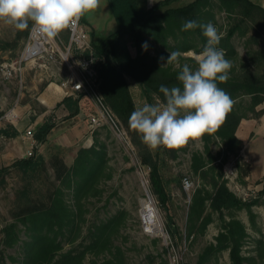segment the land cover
I'll return each instance as SVG.
<instances>
[{"label":"rangeland","instance_id":"obj_1","mask_svg":"<svg viewBox=\"0 0 264 264\" xmlns=\"http://www.w3.org/2000/svg\"><path fill=\"white\" fill-rule=\"evenodd\" d=\"M191 1L193 0H183L173 7H181ZM81 21L84 29L89 32L92 43L101 42L117 29L108 0H101L100 7L92 13H86L81 17ZM238 22L235 16L217 9L216 22L211 23L223 33V38H228L231 29ZM30 29L32 27L18 31L0 21V66L6 61L18 58L26 42V33L31 31ZM242 32L245 35L238 32L230 40L237 51V60L228 58L227 55L225 57L232 62L230 74L245 65V68L249 67L253 72L264 76V19L256 16L248 20L243 24ZM60 34L65 41L68 40L66 29ZM129 45L130 39H124L122 47L125 52ZM157 50L158 47L154 46L152 54L155 55ZM198 56L199 54L194 51L184 53L180 64L186 63L195 69L197 65L190 59L197 63ZM168 66L176 68L171 64ZM68 73L67 67L38 60L27 67L22 85L19 80L7 81L0 75V99L4 102L0 119L24 94L25 98L32 99L41 94L49 84L62 87L68 79ZM128 82L136 108L148 103L140 86L131 79H128ZM70 89L69 86L68 90ZM245 99L248 101V97ZM153 104L163 103L155 99ZM244 105L248 106L247 102ZM35 107L40 109L36 103ZM257 111L260 112L259 117L249 115L241 121L237 130L240 136L237 137L243 142L239 158L234 154L226 153L225 144L218 140L217 143L212 144L211 156L214 162L206 166L201 174H196L193 170L194 155L201 154L206 161L211 159L205 152L201 138L189 140L177 152L176 157L164 147L155 150L149 148L153 154L157 152L160 154L161 172L170 195L169 203L163 207L151 191V170L142 164L140 147L133 142L129 132L120 122L130 140L129 143H125L108 126L92 127L91 118L98 114V108L94 101L83 98L77 117L63 116V112L59 115L53 136L55 143L45 146L42 154L38 149L35 150V158H42L44 161L35 175H27L20 169L13 168L0 178V264H20L24 258L22 244L28 239L25 227L20 224L19 244L7 248L4 244L3 228L14 222V214L27 203L48 202L50 195L60 185L59 176L63 165L73 166L80 150L92 148L95 142L96 149L103 151L106 158L105 173L99 184L101 194L83 201L85 216L81 223L79 239L73 245L65 244V251L78 247L84 242L88 237L89 229L95 224L124 212L125 216L119 232L114 236V246L123 250L126 264H175L176 262L197 264L205 249L210 244L216 243L223 222L220 214L211 210L208 201L207 211L212 214L213 222L202 234L199 232L201 223L191 221L189 212L197 194H214L213 180L216 179L220 182L225 181L229 189L244 201L258 199V203L253 206L254 221L250 219L246 210H228L224 211V215L226 220L235 216L245 224L248 238L242 253L247 258H254L251 264H264V251H258V242L264 243V195H261L264 182V103L257 107ZM17 160L19 159L15 158L12 164ZM57 162L60 164L56 165ZM253 165L256 166L254 172ZM211 167L214 169L209 171ZM248 170L249 175H246ZM185 179L191 183L190 187H185ZM66 199L69 204H75L71 195L67 194ZM147 202L155 206L159 219L158 222L156 221L157 226L148 227H156L157 232L154 229L149 232L146 221L144 222L146 215L143 216L142 212ZM170 217L173 219L177 233L174 238L167 231ZM160 226L164 233L160 232ZM111 258V253L107 251L100 255H88L85 262L96 260L102 263ZM12 259H16L17 262ZM206 264H231L229 251L212 255Z\"/></svg>","mask_w":264,"mask_h":264},{"label":"trees","instance_id":"obj_2","mask_svg":"<svg viewBox=\"0 0 264 264\" xmlns=\"http://www.w3.org/2000/svg\"><path fill=\"white\" fill-rule=\"evenodd\" d=\"M180 1L183 0H161L149 7L148 0H108L117 29L101 42H91L94 55L101 59L98 65L100 93L109 110L129 132L133 142L140 147L141 162L151 170V191L163 207L169 203L170 195L161 172L160 154L159 152L153 154L142 142L140 134L129 127V117L136 109V105L128 79L140 86L148 103L153 104L155 99L165 103L163 94L159 92L160 85L169 88L182 87L177 80L180 69L168 65L162 66L166 63L169 52L194 51L200 54L207 43L199 28L187 32L181 31L185 21L215 23L217 9L235 16L239 22L233 26L228 38L221 40L219 47L225 50L228 58L237 60V51L230 40L238 32L245 35L242 27L248 20L256 16L264 19V8L251 0H193L187 5L173 7ZM31 27L30 22L29 28ZM29 33L30 31L26 33V39ZM126 38L130 39V45L125 52L122 42ZM145 42L148 44L147 50L142 48ZM154 46L158 47L155 55L152 54ZM247 46L249 47V44ZM161 57H164L165 61H161ZM190 60L197 65L195 60ZM218 86L230 95L234 105L218 131L205 134L201 138L205 152L211 159L206 161L201 154H195L193 170L196 174H201L206 166L214 162L211 156L212 144L217 143L218 140L225 144L226 153L234 154L239 158L243 149V142L237 137L239 125L249 115L259 117L260 112L257 111V107L264 103V76L253 72L249 67L245 68V65L231 73L226 83L218 82ZM247 97L248 101L245 99ZM82 100L83 96L66 97L59 106L63 105L69 111V117L75 118L80 113ZM246 102L248 106L245 107ZM54 128V124L49 122L44 124L36 132L35 139L39 143H45ZM96 144L95 142L92 148L80 150L73 166L63 165L59 176L60 185L50 195L48 202L27 203L14 214V222L3 228L4 244L7 248L19 244L20 224L28 233V239L22 244L24 258L20 264H126L123 250L114 246V236L119 232L125 216L124 212L95 224L89 229L88 237L84 242L78 247L64 250L65 244L73 245L79 239L81 223L85 216L83 201L101 194L99 184L105 173L106 158L103 151L96 149ZM180 149L166 148V151L172 152L176 157ZM43 162L42 158L36 159L35 156L17 160L11 166L0 169V178L13 168H18L27 175H35ZM59 164L60 162H57L56 165ZM211 169L214 168L208 170ZM248 173L249 170L246 175H249ZM107 175L109 177V174ZM213 182L214 194H197L189 216L191 221L201 223L199 232L203 234L207 226L213 222L212 214L207 211V202L210 201L211 210L220 214L222 218V231L216 237V243L210 244L205 249L197 264H206L212 255L224 251H229L231 264H251L254 258H247L242 253L248 238L245 224L235 216L226 220L224 211L246 210L250 219L254 221L253 206L258 203V199L244 201L229 189L225 181L214 179ZM67 194L73 197L74 205L67 202ZM261 195H264V182ZM169 220L167 231L174 238L177 234L175 224L172 217ZM107 251L111 253V259L102 263L96 260L85 262L88 255H100ZM258 251H264L262 241L258 242ZM12 260L17 262L16 259Z\"/></svg>","mask_w":264,"mask_h":264},{"label":"clouds","instance_id":"obj_3","mask_svg":"<svg viewBox=\"0 0 264 264\" xmlns=\"http://www.w3.org/2000/svg\"><path fill=\"white\" fill-rule=\"evenodd\" d=\"M100 5L101 0H0V21L18 31L28 29L31 22L33 31L54 38ZM197 28L207 40L197 58V67L181 65L184 53L178 50L169 52L166 63L162 64L180 69L177 80L182 87L160 85L165 103H145L129 117V127L140 134L150 149H179L189 140L213 134L233 108V99L218 86V82L226 83L230 79L232 68L225 50L219 47L223 33L211 22L201 24L196 20L185 21L181 31ZM142 48L147 50V42ZM160 59L165 61L164 57Z\"/></svg>","mask_w":264,"mask_h":264},{"label":"built area","instance_id":"obj_4","mask_svg":"<svg viewBox=\"0 0 264 264\" xmlns=\"http://www.w3.org/2000/svg\"><path fill=\"white\" fill-rule=\"evenodd\" d=\"M66 31L68 33L67 41L62 38L60 33L54 38H49L31 29L18 58L6 61L0 66L2 79L7 81L16 79L22 85L27 67L38 60L67 67L69 70L68 79L62 84L66 97L83 96V98L94 101L98 108V114L91 118L92 127L108 126L125 143H129L126 130L109 110L100 93L98 65L101 59L94 55L89 32L82 26L81 19L66 28ZM69 86L70 90H68ZM26 136L31 141V148L26 154V157L30 158L34 156L39 142L35 139L32 129L26 132ZM184 182L185 187H190L191 183L188 179H185ZM145 224L151 226L146 222ZM160 232L164 233L161 226Z\"/></svg>","mask_w":264,"mask_h":264},{"label":"crops","instance_id":"obj_5","mask_svg":"<svg viewBox=\"0 0 264 264\" xmlns=\"http://www.w3.org/2000/svg\"><path fill=\"white\" fill-rule=\"evenodd\" d=\"M161 0H148V6L152 7ZM264 8V0H251ZM96 27L95 25H91ZM66 98L62 87L49 84L37 97L25 98L21 96L9 109V112L0 119V168L9 167L15 161L25 159L31 148V141L27 138L26 132L32 129L34 134L46 123L55 125L45 143H39L38 152L43 153L45 146L55 143L53 138L56 125L61 112L63 116L69 117V111L59 104ZM3 101L0 99V112H3ZM38 104L39 110L36 109ZM6 132V133H5ZM238 137L239 134H237ZM240 139V138H239ZM256 166H252L253 172ZM264 173V170H263Z\"/></svg>","mask_w":264,"mask_h":264},{"label":"bare ground","instance_id":"obj_6","mask_svg":"<svg viewBox=\"0 0 264 264\" xmlns=\"http://www.w3.org/2000/svg\"><path fill=\"white\" fill-rule=\"evenodd\" d=\"M142 213H143L142 214L143 216L146 215L145 219H144V222L146 221V222H149V224H151V225L157 226V222H158L159 219H158V216H157L156 208L151 202L145 203ZM147 228H148L149 232L152 231V229H154V231H156V229H157L156 227L155 228L148 227V225H147Z\"/></svg>","mask_w":264,"mask_h":264},{"label":"water","instance_id":"obj_7","mask_svg":"<svg viewBox=\"0 0 264 264\" xmlns=\"http://www.w3.org/2000/svg\"><path fill=\"white\" fill-rule=\"evenodd\" d=\"M149 197V196H148Z\"/></svg>","mask_w":264,"mask_h":264}]
</instances>
